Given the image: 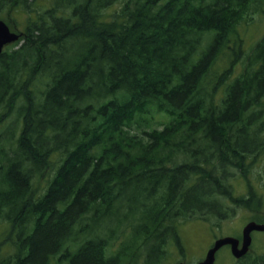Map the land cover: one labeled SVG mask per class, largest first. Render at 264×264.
Returning a JSON list of instances; mask_svg holds the SVG:
<instances>
[{
    "label": "trees",
    "instance_id": "obj_1",
    "mask_svg": "<svg viewBox=\"0 0 264 264\" xmlns=\"http://www.w3.org/2000/svg\"><path fill=\"white\" fill-rule=\"evenodd\" d=\"M258 1L0 0L27 20L0 53V123L22 121L0 154L30 161L0 170V264H160L184 220L259 211L264 34L244 50L237 28Z\"/></svg>",
    "mask_w": 264,
    "mask_h": 264
},
{
    "label": "rangeland",
    "instance_id": "obj_2",
    "mask_svg": "<svg viewBox=\"0 0 264 264\" xmlns=\"http://www.w3.org/2000/svg\"><path fill=\"white\" fill-rule=\"evenodd\" d=\"M259 3L252 7L244 19L238 24V32L242 38V45L244 50H249L257 40L264 34V0H259ZM48 0H37V4H46L48 6ZM17 14H15L16 16ZM17 24L14 26L9 25L13 31H23L26 26V17L23 14H19L17 17ZM15 115V116H14ZM1 116V115H0ZM160 119V118H159ZM22 130V121L19 117H16V112L8 115L0 123V139L2 141V147L7 145L8 137L11 136L16 144V137ZM9 155V154H8ZM0 154V170L6 168L11 162L24 163L25 166L30 164L25 158H22L20 153H13L10 156ZM58 164L56 165V167ZM55 167V168H56ZM55 170V169H54ZM53 170V173H54ZM249 179L253 180V186L255 189L264 184V161L259 160L255 165L251 166ZM232 191L235 196H245L248 193V189L243 180L235 179L232 182ZM261 190V189H260ZM262 200L260 201V209L257 212H252L244 206L230 204L232 207L227 217L222 220L217 218H209L208 220L198 219L201 217H193L184 220L179 224L177 229L180 245L169 243L166 246V255L164 261L160 264H176L179 262L185 264H196L202 261L205 257V253L213 244V242L221 237L231 236L240 238L241 230L243 226L253 220V218H264V194H262ZM26 226L30 225V219L26 220ZM30 222V223H29ZM7 234V225L4 222H0V259L4 255L11 251L10 246L7 247L4 244V237ZM116 244L112 246L114 251L117 250ZM252 252L248 259H258L264 257V231L252 233ZM8 253V254H9ZM236 260L230 255L228 247L223 246L220 248L215 257L214 264H236Z\"/></svg>",
    "mask_w": 264,
    "mask_h": 264
},
{
    "label": "water",
    "instance_id": "obj_3",
    "mask_svg": "<svg viewBox=\"0 0 264 264\" xmlns=\"http://www.w3.org/2000/svg\"><path fill=\"white\" fill-rule=\"evenodd\" d=\"M19 37V33L11 31L8 25L0 19V53L3 51L4 47L13 44L19 39ZM253 231H264V223H257L255 221L247 222L242 228L240 247L239 240L235 237L226 236L216 239L212 246L207 250L204 259L196 264H213L216 252L225 245H229L232 256L240 258L249 249L251 243V233Z\"/></svg>",
    "mask_w": 264,
    "mask_h": 264
},
{
    "label": "flooded vegetation",
    "instance_id": "obj_4",
    "mask_svg": "<svg viewBox=\"0 0 264 264\" xmlns=\"http://www.w3.org/2000/svg\"><path fill=\"white\" fill-rule=\"evenodd\" d=\"M240 243H241V240H240ZM226 246L228 247V250H229V253H230V247H229V245H226ZM239 246H240V244H239ZM251 249H252V242H251V245H250V247L248 249V252L245 255H242L240 258H234L233 257L234 260H236V262H237L236 264H254V261H255L254 258L253 259H248L250 253L252 252Z\"/></svg>",
    "mask_w": 264,
    "mask_h": 264
},
{
    "label": "bare ground",
    "instance_id": "obj_5",
    "mask_svg": "<svg viewBox=\"0 0 264 264\" xmlns=\"http://www.w3.org/2000/svg\"><path fill=\"white\" fill-rule=\"evenodd\" d=\"M77 11V10H76ZM44 35V34H43ZM42 36V35H41ZM55 39V38H54ZM64 52V51H63ZM56 58V57H55ZM79 97V96H78ZM163 126V125H162Z\"/></svg>",
    "mask_w": 264,
    "mask_h": 264
}]
</instances>
